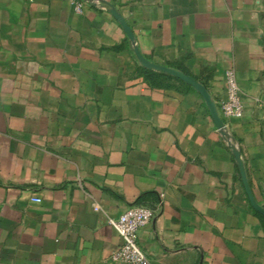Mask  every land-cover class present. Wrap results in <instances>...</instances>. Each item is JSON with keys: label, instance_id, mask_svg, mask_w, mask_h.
Wrapping results in <instances>:
<instances>
[{"label": "crops", "instance_id": "obj_1", "mask_svg": "<svg viewBox=\"0 0 264 264\" xmlns=\"http://www.w3.org/2000/svg\"><path fill=\"white\" fill-rule=\"evenodd\" d=\"M100 1L0 0V264H122L108 220L138 205L150 264H264L231 150L264 209V0ZM112 9L146 61L205 88L223 132L139 64ZM229 71L238 119L219 110Z\"/></svg>", "mask_w": 264, "mask_h": 264}, {"label": "built area", "instance_id": "obj_2", "mask_svg": "<svg viewBox=\"0 0 264 264\" xmlns=\"http://www.w3.org/2000/svg\"><path fill=\"white\" fill-rule=\"evenodd\" d=\"M92 3L99 7L102 5L100 0H92ZM82 6L81 1L76 2L74 11L80 14ZM219 110L224 118L238 119L243 115L240 89L233 71L226 73V99L220 103ZM33 202L39 203L40 200L33 199ZM153 216L152 209L138 205L126 209L116 219L108 220V224L121 240L120 246L111 256L112 261L122 264H150L137 246L136 238L139 230L148 225Z\"/></svg>", "mask_w": 264, "mask_h": 264}, {"label": "water", "instance_id": "obj_3", "mask_svg": "<svg viewBox=\"0 0 264 264\" xmlns=\"http://www.w3.org/2000/svg\"><path fill=\"white\" fill-rule=\"evenodd\" d=\"M110 12H111L112 16L117 20V22L121 25L122 29L124 30L125 34L127 35L128 39H129V41L131 42L132 47H133V52H134L135 57L138 60L139 64L143 68H146L148 70H152L154 72L168 74V75H171L173 77H176L177 79L185 82L186 84H188L189 86L194 88L201 95L203 100L205 101L207 107L209 108L210 114L214 120V123L221 130L223 128V123L218 116L215 104L211 100V98H210L209 94L207 93V91L205 90V88L201 84H199L198 82L193 80L192 78L184 75L183 73H181L179 71H176V70H173L170 68H166V67H162V66H158V65H155V64H152V63L146 61L138 52V49H137L136 44L134 42L133 34H132L130 28L125 23V21L117 14V12L115 10L112 9ZM222 130H221V132H223ZM229 145L231 146V144H229ZM231 150H232L233 155L235 157V160L237 162L241 181H242L247 199L250 203V206L252 207V209L255 212H257L258 214H260L264 217V209L255 202V200L252 196V193L249 189V186L247 184L244 168H243L242 162L240 160L239 153L232 146H231Z\"/></svg>", "mask_w": 264, "mask_h": 264}]
</instances>
